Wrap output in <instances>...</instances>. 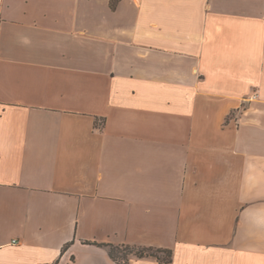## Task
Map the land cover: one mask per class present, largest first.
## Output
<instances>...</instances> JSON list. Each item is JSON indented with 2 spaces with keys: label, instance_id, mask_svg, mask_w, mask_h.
Here are the masks:
<instances>
[{
  "label": "crops",
  "instance_id": "obj_1",
  "mask_svg": "<svg viewBox=\"0 0 264 264\" xmlns=\"http://www.w3.org/2000/svg\"><path fill=\"white\" fill-rule=\"evenodd\" d=\"M111 1L0 0V264H264V0Z\"/></svg>",
  "mask_w": 264,
  "mask_h": 264
},
{
  "label": "trees",
  "instance_id": "obj_2",
  "mask_svg": "<svg viewBox=\"0 0 264 264\" xmlns=\"http://www.w3.org/2000/svg\"><path fill=\"white\" fill-rule=\"evenodd\" d=\"M108 247L110 248L111 257L117 261V259L115 258V254L113 252V249L115 247L110 246V245H108ZM126 247L128 248V246H125V248ZM129 250H131V248ZM140 250L142 251L137 253V257H140V258L152 257V258H155L161 264H171L173 261V252L169 249L150 247V248H143V249L140 248ZM130 252L132 253L134 251L131 250ZM128 258H129V255H126L124 257V260L126 261V263L128 261Z\"/></svg>",
  "mask_w": 264,
  "mask_h": 264
},
{
  "label": "rangeland",
  "instance_id": "obj_3",
  "mask_svg": "<svg viewBox=\"0 0 264 264\" xmlns=\"http://www.w3.org/2000/svg\"><path fill=\"white\" fill-rule=\"evenodd\" d=\"M117 1L118 0H112L111 1V5H112V7H115V5H116V3H117ZM131 248V250H133L134 252H130L131 250H129ZM143 248H150V247H141V249H143ZM142 250H140V248H134V247H131V246H128V248L126 247H119V248H117V247H115L114 249H113V252H114V254H115V258L117 259V261L119 262V263H121V264H129L128 263V261H127V263H126V261L124 260V257L126 256V255H129V256H132V254L133 255H135V256H137V253H139V252H141ZM129 259V258H128Z\"/></svg>",
  "mask_w": 264,
  "mask_h": 264
},
{
  "label": "built area",
  "instance_id": "obj_4",
  "mask_svg": "<svg viewBox=\"0 0 264 264\" xmlns=\"http://www.w3.org/2000/svg\"><path fill=\"white\" fill-rule=\"evenodd\" d=\"M15 242V241H14Z\"/></svg>",
  "mask_w": 264,
  "mask_h": 264
}]
</instances>
